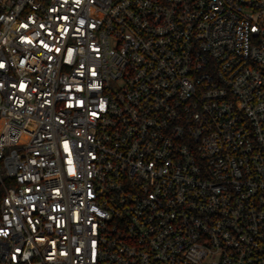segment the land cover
Here are the masks:
<instances>
[{
    "label": "built area",
    "instance_id": "obj_1",
    "mask_svg": "<svg viewBox=\"0 0 264 264\" xmlns=\"http://www.w3.org/2000/svg\"><path fill=\"white\" fill-rule=\"evenodd\" d=\"M0 65V264H264V0H0Z\"/></svg>",
    "mask_w": 264,
    "mask_h": 264
},
{
    "label": "rangeland",
    "instance_id": "obj_2",
    "mask_svg": "<svg viewBox=\"0 0 264 264\" xmlns=\"http://www.w3.org/2000/svg\"><path fill=\"white\" fill-rule=\"evenodd\" d=\"M4 152H6V149H4Z\"/></svg>",
    "mask_w": 264,
    "mask_h": 264
},
{
    "label": "snow or ice",
    "instance_id": "obj_3",
    "mask_svg": "<svg viewBox=\"0 0 264 264\" xmlns=\"http://www.w3.org/2000/svg\"><path fill=\"white\" fill-rule=\"evenodd\" d=\"M25 27H26V25H25ZM0 67H2V65H0Z\"/></svg>",
    "mask_w": 264,
    "mask_h": 264
}]
</instances>
